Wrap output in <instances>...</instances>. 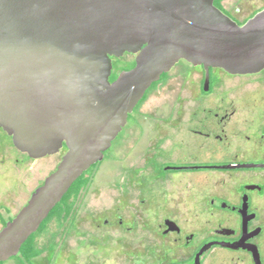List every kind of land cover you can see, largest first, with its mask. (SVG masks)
<instances>
[{
	"label": "water",
	"instance_id": "obj_1",
	"mask_svg": "<svg viewBox=\"0 0 264 264\" xmlns=\"http://www.w3.org/2000/svg\"><path fill=\"white\" fill-rule=\"evenodd\" d=\"M134 65L109 80L112 57ZM232 75L264 69V8L243 24L214 0H0V128L30 158L66 151L0 229L18 254L104 153L150 86L179 61ZM258 166L239 165V167Z\"/></svg>",
	"mask_w": 264,
	"mask_h": 264
},
{
	"label": "flooded vegetation",
	"instance_id": "obj_2",
	"mask_svg": "<svg viewBox=\"0 0 264 264\" xmlns=\"http://www.w3.org/2000/svg\"><path fill=\"white\" fill-rule=\"evenodd\" d=\"M212 69L218 68L209 69L208 90L203 69L201 96L193 97L192 109L176 112L174 135L165 133L159 142L160 161L146 164L145 198L156 195L160 205L142 208L145 221L124 227L143 247L129 255L132 264H264V69L258 72V96L212 94ZM117 75L111 70L109 80ZM1 135L10 138L0 128ZM253 164L258 166L239 167ZM152 181L159 188L147 191ZM152 212L159 221H147ZM8 218L0 216L5 223ZM117 225L123 226L122 218Z\"/></svg>",
	"mask_w": 264,
	"mask_h": 264
},
{
	"label": "rangeland",
	"instance_id": "obj_3",
	"mask_svg": "<svg viewBox=\"0 0 264 264\" xmlns=\"http://www.w3.org/2000/svg\"><path fill=\"white\" fill-rule=\"evenodd\" d=\"M219 4L239 23L264 8V0H219ZM132 60L130 54L114 57L113 73L121 72ZM211 75L212 94L253 93L258 96V77L261 76L258 73L231 77L220 69H212ZM202 79L201 67L179 60L147 91L103 159L85 174L88 181L80 189L74 225L62 239L64 234L58 221L49 220L46 229L36 236L40 253L31 264H132L129 255L141 254L143 247L137 245V240L130 239L124 227L134 220L145 221L142 208L160 205L156 195L145 198L146 182L142 174L147 171L148 161H160L159 142L165 139V133L174 135L176 112L193 108V97L202 94ZM261 87L264 89V82ZM174 150V146L170 147L166 154ZM63 154L64 150H60L53 155L27 159L16 151L10 138L0 136L1 218L14 216L26 204ZM164 184L171 186L173 182ZM158 188L159 182L152 181L147 191ZM157 215L152 212L147 221H159ZM118 217L123 220L121 227L117 225ZM2 264L20 263L8 259Z\"/></svg>",
	"mask_w": 264,
	"mask_h": 264
},
{
	"label": "trees",
	"instance_id": "obj_4",
	"mask_svg": "<svg viewBox=\"0 0 264 264\" xmlns=\"http://www.w3.org/2000/svg\"><path fill=\"white\" fill-rule=\"evenodd\" d=\"M214 5L221 10V5L219 4V0H214ZM133 65H134V60H132L128 64V66L124 69H128V68L132 67ZM165 75H166V73L162 74L159 80H161ZM157 82H154L150 86V88L152 86H154ZM147 91H146V93H147ZM146 93H145V95H146ZM144 96H143V98H144ZM143 98L141 99V101L143 100ZM128 118H130V115L128 116ZM106 152L107 151H105L104 156H105ZM99 162H96L95 164H93L87 171H85L79 178L76 179V181L70 186L68 191L63 195L61 200L49 212L48 216L41 222L37 231L32 233L24 241V243L20 247L18 254L11 257L12 259H16L20 264H31L32 263L31 260L34 257L38 256V254L40 253V250L36 246V236L40 232H42L46 229L47 222L49 220L55 219L56 221H58L59 227L62 228V231H63L62 233L64 234L62 236V239H63V237L68 233L67 231L74 225L75 215H76V213L78 211V207H79L80 189L88 181L85 177V174L88 173L90 170H92ZM8 219H10V218H8ZM2 223L4 224L5 220H2ZM0 264H2V262H0Z\"/></svg>",
	"mask_w": 264,
	"mask_h": 264
}]
</instances>
